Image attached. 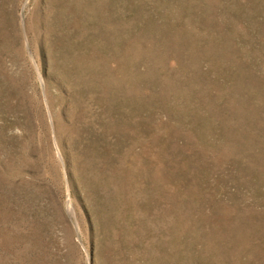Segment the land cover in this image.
I'll return each instance as SVG.
<instances>
[{
    "label": "rangeland",
    "instance_id": "obj_1",
    "mask_svg": "<svg viewBox=\"0 0 264 264\" xmlns=\"http://www.w3.org/2000/svg\"><path fill=\"white\" fill-rule=\"evenodd\" d=\"M0 264H264V0H0Z\"/></svg>",
    "mask_w": 264,
    "mask_h": 264
}]
</instances>
